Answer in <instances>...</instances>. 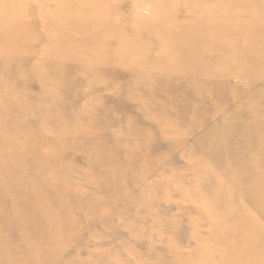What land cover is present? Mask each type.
Wrapping results in <instances>:
<instances>
[{"label": "rangeland", "instance_id": "1", "mask_svg": "<svg viewBox=\"0 0 264 264\" xmlns=\"http://www.w3.org/2000/svg\"><path fill=\"white\" fill-rule=\"evenodd\" d=\"M0 264H264V0H0Z\"/></svg>", "mask_w": 264, "mask_h": 264}, {"label": "bare ground", "instance_id": "2", "mask_svg": "<svg viewBox=\"0 0 264 264\" xmlns=\"http://www.w3.org/2000/svg\"><path fill=\"white\" fill-rule=\"evenodd\" d=\"M181 41H182V40H181ZM190 42H191V41H190ZM171 54H172V53H171ZM194 57H195V55H194ZM178 62H179V61H178ZM117 63H118V64H124L123 61L121 60V58L117 60ZM130 63H131V62H130ZM130 63H129V64H130ZM166 64H168V62H166ZM203 65H204V64H203ZM186 66H187V65H186ZM183 68H184V67H183ZM190 68H191V67H190Z\"/></svg>", "mask_w": 264, "mask_h": 264}]
</instances>
